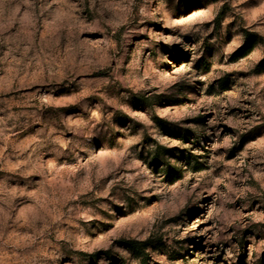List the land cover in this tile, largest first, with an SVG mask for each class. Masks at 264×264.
<instances>
[{
	"label": "rangeland",
	"instance_id": "obj_1",
	"mask_svg": "<svg viewBox=\"0 0 264 264\" xmlns=\"http://www.w3.org/2000/svg\"><path fill=\"white\" fill-rule=\"evenodd\" d=\"M262 59L264 0H0V264H264Z\"/></svg>",
	"mask_w": 264,
	"mask_h": 264
},
{
	"label": "trees",
	"instance_id": "obj_2",
	"mask_svg": "<svg viewBox=\"0 0 264 264\" xmlns=\"http://www.w3.org/2000/svg\"><path fill=\"white\" fill-rule=\"evenodd\" d=\"M254 40L252 39L251 35H246L245 41L243 46L240 48L239 56L245 57L247 56L254 48ZM260 66H264V59H262L259 63ZM125 246L132 252V254L137 257L144 260L147 255L145 253V244L138 243L136 241H127L125 242Z\"/></svg>",
	"mask_w": 264,
	"mask_h": 264
}]
</instances>
